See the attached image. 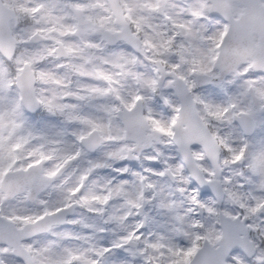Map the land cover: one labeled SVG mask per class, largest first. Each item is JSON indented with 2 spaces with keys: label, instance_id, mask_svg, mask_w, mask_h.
<instances>
[{
  "label": "snow or ice",
  "instance_id": "6c2138e0",
  "mask_svg": "<svg viewBox=\"0 0 264 264\" xmlns=\"http://www.w3.org/2000/svg\"><path fill=\"white\" fill-rule=\"evenodd\" d=\"M0 264H264V0H0Z\"/></svg>",
  "mask_w": 264,
  "mask_h": 264
}]
</instances>
